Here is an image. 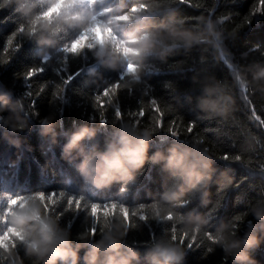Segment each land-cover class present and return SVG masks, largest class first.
Here are the masks:
<instances>
[{
  "label": "clouds",
  "instance_id": "clouds-1",
  "mask_svg": "<svg viewBox=\"0 0 264 264\" xmlns=\"http://www.w3.org/2000/svg\"><path fill=\"white\" fill-rule=\"evenodd\" d=\"M105 2L0 0V9L15 6L23 26L20 34L36 45L42 57H49V62L62 61L65 55L72 60L90 54L103 68L122 73V83L115 86L124 89L140 87L150 57L166 62L181 49L190 52L197 47L211 50L216 59L225 54L221 19L201 15L188 26L186 19L178 17L174 10L182 0H137L134 10L126 9L125 0H117L114 7L98 12L97 5ZM157 17L161 18L159 22ZM69 36L73 37L70 42ZM233 75L241 88L264 95V59L239 67ZM88 76L95 78L93 84L102 80L94 67L88 68ZM71 81L69 78L64 84L69 85ZM193 83L202 93L195 105L199 118L228 120L235 103L228 85L211 76L202 80L193 78ZM12 95L11 91L0 92V129L8 130L5 138L19 148L20 141L12 139L8 132L15 135L29 130L30 121L22 115V101L13 102ZM40 125V135L51 138L55 144L58 135L55 119L45 117ZM118 125L104 151L85 147V142L96 138L97 128H77L67 136L62 157L75 164L84 185L97 190L109 189L114 184L133 185L137 182V173L146 164L160 165L169 182L160 197L149 204L146 218L169 224L170 230L147 247L142 260L137 248L126 243L130 231L128 207L121 205L122 211H117L113 203L111 210L98 216V206L93 205L88 215L99 221L98 235L82 234L74 242L69 230L46 211L45 194L39 193L13 199L4 210L8 232L0 237V250L6 253L5 264H26V261L31 264H185L192 248L181 243L182 240L199 241L200 245L210 241L232 264H256L252 253L264 243V187L260 188L258 198L248 204L242 219L238 215L210 231V215L182 212L181 209L197 197L202 205L209 203L208 188L216 175V159L198 142L184 143L178 139L165 151L149 156L157 129L139 128L130 122ZM233 183L234 178L226 172H221L216 179L221 193ZM219 205L216 201L214 208ZM248 216L253 219L247 221ZM235 221L246 222L243 236L238 235ZM12 241L22 250L23 256L15 248L9 250L6 246Z\"/></svg>",
  "mask_w": 264,
  "mask_h": 264
},
{
  "label": "trees",
  "instance_id": "trees-1",
  "mask_svg": "<svg viewBox=\"0 0 264 264\" xmlns=\"http://www.w3.org/2000/svg\"><path fill=\"white\" fill-rule=\"evenodd\" d=\"M116 3L117 0H106L104 4L97 5L96 10L105 12ZM125 3L126 9H130L137 0H125ZM174 10L178 17L186 19L188 26H192L201 15L220 18L225 32V54L216 59L211 50L197 47L190 52L181 49L168 57L166 62L150 57L140 87L130 92L118 89L113 98V102L116 99L121 102L122 115L119 119L107 103L109 97L102 98L108 122L101 125L100 107L95 104L96 91L119 81L122 73L103 68L87 54L81 58H69L67 73L61 71L57 75L56 70L60 66L55 60L42 63L43 57L34 43L17 36L11 46L7 45L21 21L14 5L0 9V92L11 91L13 102L21 100L22 115L30 121L29 130L15 135L8 132L12 139L20 141L19 148L5 138L8 130L0 129V210L6 208L10 198L56 193L53 201L46 199L47 211L53 214L55 209L61 226L69 230L74 242L90 228L92 218L83 210L77 214L75 203L68 206L59 197V192L71 197L82 196L89 204H121L130 212L132 208L145 205L144 214L147 215V206L160 197L169 182L160 165L146 164L137 173V182L133 185L114 184L109 189L97 190L83 184L75 164L62 157V148L68 135L81 126H89L97 128L98 134L94 140L85 142L86 149L96 147L104 151L107 143L114 138L118 123L130 122L139 128H153V117L156 116L161 123L155 127L157 134L150 144L149 156L156 151H165L178 139L184 143L198 142L216 159V175L208 188L209 203L202 205L197 197L181 211L210 215V231L238 215L243 218L248 204L258 198L260 188L264 187V123H261L264 121V95L241 88L235 82L233 71L264 59V3L261 0H185L184 4H176ZM156 19L159 22L161 18ZM18 39L20 47L16 52L14 48ZM5 46L8 47L7 52ZM34 67L44 70L31 80H25L24 73ZM90 67H94L102 77L96 84L92 83L95 78L88 76ZM77 71L80 75L66 86L63 94L58 93L56 86L62 84V77L67 78V75ZM207 76L226 83L230 89L235 103L226 121L199 118L195 105L202 93L193 83V78L202 80ZM60 95L63 99L59 98ZM152 99L157 100L161 112L151 107ZM140 110L143 116L137 114ZM49 116L58 125L55 144L51 138L40 135V121ZM190 125L193 127L191 133L187 132ZM169 128L177 132V137L171 136ZM225 155L228 160H223ZM237 155L241 157L239 162L235 160ZM221 172L234 178L233 186L223 193L216 184ZM216 201L220 205L214 208ZM65 208L69 210L61 216ZM101 213L103 209L98 210V216ZM129 219L136 227H130L126 243L137 248L143 260L147 247L170 230V225L150 219L141 221L139 216L132 217L130 214ZM252 219L251 216L246 218L247 221ZM235 227L238 235L243 236L246 222L235 221ZM188 242L185 240L184 245L187 246ZM197 244L199 241L189 250L185 264H232L223 251L212 246L210 241L199 247ZM209 247H212L211 251H208ZM20 254L23 256L21 249ZM80 255H84V250ZM252 258L256 264H264V243L252 253ZM26 264L31 262L26 261Z\"/></svg>",
  "mask_w": 264,
  "mask_h": 264
},
{
  "label": "snow or ice",
  "instance_id": "snow-or-ice-1",
  "mask_svg": "<svg viewBox=\"0 0 264 264\" xmlns=\"http://www.w3.org/2000/svg\"><path fill=\"white\" fill-rule=\"evenodd\" d=\"M261 2L264 3V0H261ZM182 3L184 4L185 3V0H182ZM141 7H144V5H141ZM132 9L134 10V7H132ZM22 27L23 26L20 23V26L18 27L17 31L15 33H13V35L8 39V41H7V45L8 46H11L13 44V40L17 36H19L20 38L23 37L20 34L21 31H22ZM67 39L70 42L73 39V37L72 36H69ZM19 47H20V44H19V39H18L17 42H16V45H15L14 51L17 52L19 50ZM4 50L7 52L8 51V47L5 46ZM60 51L63 52V48ZM49 60H50L49 57L44 56L42 58V63H49ZM68 62H69V58L66 55L64 56V58H63L62 61H57L56 62L60 66L56 70V74L57 75H60V72L61 71L67 73ZM2 63H7V61H3ZM43 70L44 69L43 68H40V67L30 68L29 70H27L24 73V79L27 80V81H29V80H31V79H29V77H33V76H35V75L43 72ZM78 75H80V72L79 71H77L74 74L67 75V78H63L62 77V84H59V85L56 86L57 92L60 93V94H63L65 92V89H66V86H67V85L64 84V81L67 80V79H69V78H72V80H73ZM122 80H123V75H121L119 81H117V82H115L113 84L107 85L106 87H104L102 89V91L99 90V89L96 91L95 104L100 107V113H99V115H100V122L103 123V124H105V123L108 122L105 119V109H104V107H101V105H103L101 103L103 97H109L107 103L109 105H111L112 108L114 109V114H115V117L116 118H118V117L120 118L121 115H122V113L120 111V103H121L120 100L119 99H116L115 102H113V98L115 97V94H116L117 90L118 89H124V88L116 87L115 86V85H118V84L122 83ZM29 87H30V85H29ZM127 90H129V89H127ZM130 91L131 90H129V92ZM105 93H107V94L105 95ZM59 98L60 99H63V95H60ZM151 107L155 108V110L157 112H161V109L159 107H157V100H155V99H152L151 100ZM137 114L140 115V116H143L144 113H143L142 110H140ZM256 119H259V117H256ZM160 123H161V121H160L159 117L154 116L153 117V128L155 129V127L159 126ZM261 123H264V121H261ZM169 131H170V133H171L172 136L177 137L178 134H177L176 131L172 130L171 128H169ZM192 131H193V127L191 125L188 126L187 132L191 133ZM223 159L228 160L229 157L227 155H225V156H223ZM235 160L236 161H240L241 160V157L239 155H237V156H235ZM55 195H56V193H55ZM55 195H52V193H50L47 196L45 195L44 196V199H45V201H46V199L48 201H53V198H54ZM59 197L62 200H65L68 206H72L73 203H75V207H76V210H77V214L79 213L80 210H83L88 215V213L90 212V210H91V208H92L93 205L98 206V210L103 209V212L108 211V210H111L112 209V206H113V203H106V204H103V205L95 204V203H92V204L85 203L82 196L79 197V198H77V197H71V196H67L64 192H59ZM22 198L23 197L10 198L8 200V202H7V205L10 204L13 201V199L19 200V199H22ZM70 200H71V203H69ZM55 202L58 203V201H55ZM77 205H79V206H77ZM115 205H116V210L122 211L121 204L115 203ZM148 207L149 206H147V209H148ZM45 208H46V211H47V205H46V203H45ZM4 210L5 209L0 210V237H4L7 234V232H8V226L5 223ZM68 210H69L68 208H65L64 211L60 215L63 216L64 213H66ZM144 212H145V205H143L142 207L139 206L138 208H132L131 212H130V209L128 208V215L130 214L132 217L139 216V219L141 221H145L146 222L148 219L146 218V215L144 214ZM52 215H54L55 217H57L58 219H60L59 216H56L55 215V209H53V214ZM237 219H239V217H237ZM129 226L132 227V228H135L136 227V224L133 223V222H131L130 219H129ZM98 230H99V221L97 219H95V218H92V223H91L90 228H88V230L85 231L83 234L84 235H87L88 233H92L93 235H95L98 232ZM210 238H211V236L209 234V239ZM154 241L155 240H153V242ZM184 242L185 241H183V240L181 241V243H184ZM193 244L194 243L192 241H189L187 243V246H189L190 248H193ZM6 246L9 248V250H12L13 248H15V250L18 253H20V249L18 247H16L14 241L10 242ZM196 246L199 247L200 244H197ZM208 251H211V247L208 248ZM5 258H6V253L3 250H0V264H5Z\"/></svg>",
  "mask_w": 264,
  "mask_h": 264
}]
</instances>
